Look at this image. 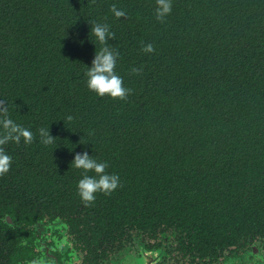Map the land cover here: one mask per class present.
Returning <instances> with one entry per match:
<instances>
[{"label":"trees","instance_id":"trees-1","mask_svg":"<svg viewBox=\"0 0 264 264\" xmlns=\"http://www.w3.org/2000/svg\"><path fill=\"white\" fill-rule=\"evenodd\" d=\"M112 4L126 18H115ZM155 7L0 0V100L35 136L4 146L12 165L0 176V229L5 214L35 215L61 217L80 232L95 223L122 238L134 226L154 232L153 218L197 247L211 232L227 237L232 223L263 225L264 0H172L163 23ZM92 21L115 33L108 46L120 53L116 72L132 89L125 101L87 88L85 72L101 47ZM147 43L153 53L141 50ZM40 128L55 143L41 144ZM82 151L106 161L121 183L90 207L71 166Z\"/></svg>","mask_w":264,"mask_h":264},{"label":"flooded vegetation","instance_id":"flooded-vegetation-1","mask_svg":"<svg viewBox=\"0 0 264 264\" xmlns=\"http://www.w3.org/2000/svg\"><path fill=\"white\" fill-rule=\"evenodd\" d=\"M2 219L0 264H264V223L250 230L232 223L223 233L227 237L214 231L212 238L190 247L191 239L153 218L148 227L154 232L134 226L122 238L107 237L95 223L76 231L61 217L5 214ZM95 234L100 238L90 237Z\"/></svg>","mask_w":264,"mask_h":264},{"label":"clouds","instance_id":"clouds-1","mask_svg":"<svg viewBox=\"0 0 264 264\" xmlns=\"http://www.w3.org/2000/svg\"><path fill=\"white\" fill-rule=\"evenodd\" d=\"M155 5V19L161 23L165 22L172 11V0H155ZM110 11L117 19L127 16L116 4L111 5ZM91 32L101 47L96 50L91 66L85 72L87 88L98 97L108 96L113 100H127L132 89L124 86L123 78L116 72L120 53L108 46L109 39H114L115 33L110 31L107 23L95 21L91 22ZM141 50L144 53H153L155 48L152 43H147ZM142 71V67L131 69L134 75H141ZM67 120L71 121L73 117L68 115ZM38 134L40 143L45 146L55 143L57 138L50 134L49 128L38 129ZM34 139L35 136L30 129L16 123L10 117L6 101L0 100V176L6 175L12 165V157L4 146L9 143L29 145ZM71 166L81 171L82 178L77 183V193L85 207L92 206L97 193L109 196L121 186L119 175L106 171L108 163L97 161L87 151L76 152Z\"/></svg>","mask_w":264,"mask_h":264}]
</instances>
